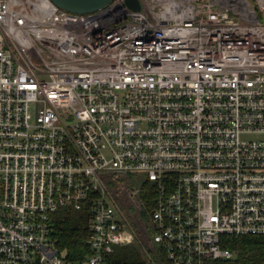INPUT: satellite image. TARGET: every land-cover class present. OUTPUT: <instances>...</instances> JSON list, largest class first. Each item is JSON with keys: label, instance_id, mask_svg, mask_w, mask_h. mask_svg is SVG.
<instances>
[{"label": "built area", "instance_id": "2783aa9c", "mask_svg": "<svg viewBox=\"0 0 264 264\" xmlns=\"http://www.w3.org/2000/svg\"><path fill=\"white\" fill-rule=\"evenodd\" d=\"M137 1L0 0V264H207L264 238V0ZM63 209L89 214L82 261L55 248Z\"/></svg>", "mask_w": 264, "mask_h": 264}, {"label": "trees", "instance_id": "16d2710c", "mask_svg": "<svg viewBox=\"0 0 264 264\" xmlns=\"http://www.w3.org/2000/svg\"><path fill=\"white\" fill-rule=\"evenodd\" d=\"M88 223L89 214L86 209H63L52 216V239L57 251L63 253L67 261H82L88 254L85 245ZM223 247L231 251L234 258L207 264H264L263 237H225ZM108 259L113 264H143L135 246L114 247Z\"/></svg>", "mask_w": 264, "mask_h": 264}, {"label": "water", "instance_id": "95a60500", "mask_svg": "<svg viewBox=\"0 0 264 264\" xmlns=\"http://www.w3.org/2000/svg\"><path fill=\"white\" fill-rule=\"evenodd\" d=\"M57 8L72 14H88L102 9L112 0H50ZM126 6L132 11H139L137 0H125Z\"/></svg>", "mask_w": 264, "mask_h": 264}, {"label": "rangeland", "instance_id": "374dc122", "mask_svg": "<svg viewBox=\"0 0 264 264\" xmlns=\"http://www.w3.org/2000/svg\"><path fill=\"white\" fill-rule=\"evenodd\" d=\"M242 139L243 140H247V139H249V140H256V139H259L258 137H256V136H242ZM132 246H134V245H132ZM136 247V246H135ZM137 248V247H136Z\"/></svg>", "mask_w": 264, "mask_h": 264}]
</instances>
